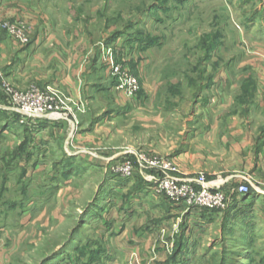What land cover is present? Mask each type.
Instances as JSON below:
<instances>
[{"label": "rangeland", "instance_id": "rangeland-1", "mask_svg": "<svg viewBox=\"0 0 264 264\" xmlns=\"http://www.w3.org/2000/svg\"><path fill=\"white\" fill-rule=\"evenodd\" d=\"M51 1L62 16H77L100 54L115 43L128 58L139 84L142 119L132 123L141 133L137 141L164 138L181 146L203 126L200 114L208 117L215 109L211 101L224 91L220 74H226V84L241 87L235 106L250 101L253 75L239 66L264 51V0H85L78 9L73 0ZM104 103L107 110L119 108ZM5 104L0 98V237L14 264H97L107 252L124 254L126 246L159 258L157 264H264V166L257 178L252 155L264 145V116L256 113L248 121L257 127V150L242 178L220 187L224 209L199 212L178 205L174 215L156 216L153 204L170 200L153 195L137 170L130 178L117 171L125 159L137 166L133 156L116 151L115 159L106 151L98 162L94 149L85 146L80 158L41 123L20 125L2 110ZM95 108L84 117L87 124L101 114ZM108 121L112 130L128 127L125 116ZM47 139L53 144L45 151ZM124 141L123 135L116 139L127 152ZM110 159L118 161L114 168ZM241 186L246 193L238 191ZM140 221L148 227L126 235L120 229Z\"/></svg>", "mask_w": 264, "mask_h": 264}, {"label": "crops", "instance_id": "crops-1", "mask_svg": "<svg viewBox=\"0 0 264 264\" xmlns=\"http://www.w3.org/2000/svg\"><path fill=\"white\" fill-rule=\"evenodd\" d=\"M84 1L73 0L71 5L78 9V5L82 7ZM52 3L51 0L2 1L0 21L12 22L17 17H25L32 23L34 35L31 44L14 46L5 32L0 30V75L2 80L20 90L34 86L41 90L54 89L61 94L70 108L67 118L68 120L74 118L75 125L72 124L74 121L69 122L68 120L39 123L46 126L49 133L59 136L60 146L67 147L64 148L65 151L70 145L74 153L83 158L81 154H83L84 147L90 146L96 152L94 159L101 162L98 154L100 155L102 152H109L111 158H115V155L118 154L116 151L125 152L120 149L122 146L119 144L120 140H118L119 143L116 142V139L123 135L124 144L127 146L124 150L160 153L162 156L174 160L179 176L203 173L207 179L217 180L222 189H227L228 186L230 187L231 184L242 178L245 172L244 168L250 164L251 152L257 150L255 146L257 127H250L247 125L248 121L256 113L261 117L264 116L263 50H256L259 53L256 60L253 59V61L239 66L247 67L246 70L253 75L250 101L246 105L235 106V96L240 94L241 87L239 84H226V74H220V80L223 79L220 82L224 91L211 101L213 103L211 106L215 109L211 110L208 117L205 114H200L203 126L193 129V133L184 138L181 146L177 147L178 149L175 147L174 140L165 141L164 138L153 142H139L137 135L141 133L134 131L132 123L137 124L142 119L138 115L139 108H136L140 100L137 97L130 102L117 100L113 93L114 82L101 64L99 46L89 40L91 33L84 31L82 26H78L77 16L72 19L69 14L62 16L58 9L55 11L51 9ZM95 11H99V7ZM85 27L87 30V26ZM239 78L241 77L236 76L235 81L238 82ZM0 96H2L1 92ZM105 100L113 102L119 108L114 107L112 110L109 108L107 110ZM92 107H96L95 110L101 114L96 115V118L87 124L84 117L94 109ZM124 116L128 117L126 123L128 127L112 130L113 122L108 120L118 121L120 117ZM142 127L143 129H140L146 131L147 127ZM101 142L107 144L108 147H103ZM45 144L46 149L44 150L46 151L53 143L47 139ZM139 145L140 147H138ZM258 150L257 155L252 154L257 168L254 175L257 178L264 166L262 156L264 145L262 148L258 147ZM115 159H110L112 161L110 166L113 168L118 162ZM223 174L225 177L221 176ZM159 203L153 204L156 216L174 215V211L179 210L176 208L178 205ZM145 224L141 221L130 222V224H124L120 229H123L122 231L126 235L128 231L148 227ZM0 232L2 235V229ZM127 240L131 242L130 239L127 238ZM2 241V237H0V264H14L12 255L3 253ZM138 249L126 246L125 251L123 249L124 254L118 256L108 255L107 252L100 256L101 261L99 260L100 262L98 261L97 264H157L160 261L155 256L142 257L143 254L141 255L142 252Z\"/></svg>", "mask_w": 264, "mask_h": 264}, {"label": "built area", "instance_id": "built-area-1", "mask_svg": "<svg viewBox=\"0 0 264 264\" xmlns=\"http://www.w3.org/2000/svg\"><path fill=\"white\" fill-rule=\"evenodd\" d=\"M2 1L0 0V7ZM0 30L5 32L14 46H26L33 40L34 27L25 17H17L12 22L0 21ZM119 49V45L115 43L103 47L101 61L114 82L113 93L117 100L130 102L137 96L139 84L131 73L128 58ZM0 92L6 101L2 110L14 116L20 125L68 120L70 108L57 90H41L34 86L20 90L2 80L0 75ZM68 121H74L72 124L75 125L74 118ZM127 154L129 158L133 156L136 159L137 166L125 159L117 171L124 178H130L135 170L142 173L156 197L166 198L172 204L197 209L199 212H213L226 207L227 199L218 181L207 180L203 173L179 176L177 164L170 158L143 152H124V155ZM238 191L246 193L247 190L245 186H241Z\"/></svg>", "mask_w": 264, "mask_h": 264}, {"label": "trees", "instance_id": "trees-1", "mask_svg": "<svg viewBox=\"0 0 264 264\" xmlns=\"http://www.w3.org/2000/svg\"><path fill=\"white\" fill-rule=\"evenodd\" d=\"M118 38V36H116V37H113L112 36V38L110 39L111 41H114V40H116ZM0 98H2V96H0ZM205 212V211H204Z\"/></svg>", "mask_w": 264, "mask_h": 264}]
</instances>
